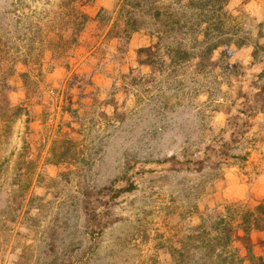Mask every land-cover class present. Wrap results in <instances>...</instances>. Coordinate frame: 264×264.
Here are the masks:
<instances>
[{
  "label": "rangeland",
  "instance_id": "374dc122",
  "mask_svg": "<svg viewBox=\"0 0 264 264\" xmlns=\"http://www.w3.org/2000/svg\"><path fill=\"white\" fill-rule=\"evenodd\" d=\"M191 3L0 0V264H263L264 0Z\"/></svg>",
  "mask_w": 264,
  "mask_h": 264
},
{
  "label": "trees",
  "instance_id": "16d2710c",
  "mask_svg": "<svg viewBox=\"0 0 264 264\" xmlns=\"http://www.w3.org/2000/svg\"><path fill=\"white\" fill-rule=\"evenodd\" d=\"M191 1L194 2L195 5L193 3H191V4H193V6H196L197 8H200V9L203 8V10H204L206 8L213 7V11L214 12L215 11L220 12L221 9L225 8V6L229 3L230 0H191ZM139 4L140 3L134 5V7H136L137 5L139 6ZM204 22H207V21H204ZM125 24H126V26L128 24H130L132 26V28H135V29H133L134 31L137 30L136 26H135V25H137V20L134 18V16H133V19L130 18L129 20H126ZM223 24H224V22H223ZM219 28H220V26H219ZM205 29H206V32H208V26ZM136 34H135L134 37L137 36ZM222 43H225V41L221 39V40L216 41L215 43L209 45L208 53L210 54L213 50H215L217 47L222 45ZM152 46L149 45L147 47L146 53H147V55L149 53L152 57L154 56L155 58H153L151 61L146 60V59H145L144 62L141 61L143 65H150V64H153L155 62L157 63L156 59H157L159 53L157 51H155V46H153L154 50H153ZM169 47H170L171 50H167V53L171 56V61L183 62V61H187V60L191 59L192 56H193V52L191 50H188L185 46H183L182 43L180 45H178L177 47H174L173 45H172V47L171 46H169ZM141 51H143V50H140L139 52L141 53ZM141 62H140V64H141ZM259 106H262L261 103H258V104L255 103V105H252L251 107H249L250 108L249 111H246V109H240V111L242 112V114L246 113L244 115V117L245 116L248 117V116H250V114H253L254 113L253 110L263 114V116H264V106H262V108L259 107ZM240 117H242V115ZM237 136L244 137L245 136V132H239V131L232 132L229 135L230 142L231 143H236V142L242 140V139L238 138ZM226 142L227 141H225V143ZM225 143H223V144H225ZM230 158H233V159H244L245 157H243L241 155H230ZM230 162H234V161H228L227 164H229ZM223 219L224 218H221V221H218V222L214 221L215 223H213V225H211L212 226V228H211L212 232H214V230H216V229L217 230L224 229V230H222L223 231L222 233L227 238H231V234H232V236H235L238 233V230H243L245 232V236H246L245 238H248L252 231H254V230H264V202L259 203L253 210L244 211L243 212V221H242V224L239 225V226L232 227V228H227V227H223L222 228L221 225H222V221H224ZM207 228H208L207 227V220H204L201 223V225L198 226V229L207 230ZM249 256L251 258L255 257L254 252L251 250V247H250V255ZM259 258L262 260V263L264 264L263 258L262 257H259Z\"/></svg>",
  "mask_w": 264,
  "mask_h": 264
}]
</instances>
